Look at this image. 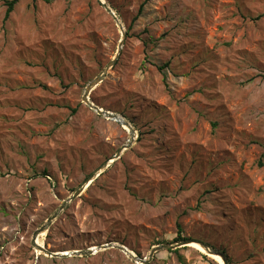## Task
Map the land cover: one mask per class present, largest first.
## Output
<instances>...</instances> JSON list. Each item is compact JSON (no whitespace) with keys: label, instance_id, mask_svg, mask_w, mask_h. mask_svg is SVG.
I'll return each instance as SVG.
<instances>
[{"label":"rangeland","instance_id":"374dc122","mask_svg":"<svg viewBox=\"0 0 264 264\" xmlns=\"http://www.w3.org/2000/svg\"><path fill=\"white\" fill-rule=\"evenodd\" d=\"M9 1L0 0V264H141L117 246L145 259L158 238L181 242L179 225L229 264H264V0H150L130 32L146 0H103L128 34L90 99L128 121L134 143L86 185L131 138L83 103L122 33L98 0H20L6 20ZM46 226L36 243L69 257L36 248ZM176 250L184 264H220ZM176 250L147 264H182Z\"/></svg>","mask_w":264,"mask_h":264},{"label":"water","instance_id":"95a60500","mask_svg":"<svg viewBox=\"0 0 264 264\" xmlns=\"http://www.w3.org/2000/svg\"><path fill=\"white\" fill-rule=\"evenodd\" d=\"M100 2V4L104 7V9L107 11V13L109 15L112 16V18L114 19L115 23L117 24V26L119 27L121 33H122V40L120 42V45H119V50H118V55L116 56L115 60H113L108 66L107 68L103 71V73L95 80L93 81L92 83H90V85L86 88V91H85V94L83 96V103L85 105H87L91 110H93L94 112H96L99 116H102L108 120H113V121H119V117L118 115L116 114H113L111 112H108V111H105L103 109H101L100 107L96 106L95 104H93L91 102V99H90V95L92 93V91L100 84L103 82L104 78L107 76L108 72L114 67V65L116 64V62L118 61L119 57L121 56V53H122V49H123V46L125 44V41L127 39V33L125 31V28L123 26V24L121 23V21L119 20L118 16L116 15V13L103 1V0H98ZM121 118V117H120ZM125 120V119H124ZM124 127H127L128 130L130 131L131 133V138L130 140L128 141V143L123 146L120 151L117 153L116 156L113 157V159L107 163H105L100 169H98L85 183L86 184H89L91 181L95 180L96 178H98L106 169H108L111 164H113L114 162L118 161L121 159L122 155L128 151L132 146H133V143H134V131H133V128L131 126V124L126 121V124H124ZM81 187L80 189H78L77 191H75V194L73 195V197L71 198V200L77 198L80 196L81 192L83 191L84 187ZM68 206V204H66L65 206L61 207V209L51 218L49 219L48 221V226L54 221L57 219V217L59 216V214H61V212ZM48 226L46 227H43L42 229H40L35 237H34V244L36 245V248L49 255L50 257H56V258H60V257H69L70 255L68 254H54V253H50L48 252L47 250H45L43 247L39 246L37 243H36V239L38 238L39 235H41L42 233H44L45 231H47V228ZM116 245H106V246H103L101 248H99V250H107V249H110V248H113L115 247ZM187 246H197L201 249H203L205 251V253L209 254L210 256H215V257H218L220 258L224 264H229V260L227 258L226 255H224L223 253H217L212 247L211 245L209 244H206V243H202V242H199V241H194V240H184V241H181V242H178V243H174V244H163V245H159V246H156L152 249L150 255L145 258V259H140L138 256L132 254L128 249H126L125 247L123 246H117L120 250H122L124 253H126L134 262H137V263H141V264H147L149 263L153 257L155 256L156 253H158L159 251L161 250H176V249H179V248H183V247H187ZM93 252V250H89L87 251L86 254H91ZM73 255H80V253H73Z\"/></svg>","mask_w":264,"mask_h":264},{"label":"trees","instance_id":"16d2710c","mask_svg":"<svg viewBox=\"0 0 264 264\" xmlns=\"http://www.w3.org/2000/svg\"><path fill=\"white\" fill-rule=\"evenodd\" d=\"M47 2L51 3L52 0H46ZM150 0H146L144 3H142L139 7V10H138V13L137 15L133 18L132 20V23H131V27L128 29V32H130V30L133 28V26L136 24V22L139 20V18L142 16V14L144 13L145 11V7L147 5V3L149 2ZM20 2V0H11L9 2H7V6H8V10H7V14H6V20H8L11 16V14L14 12L15 10V7L17 6V4ZM54 2V0H53ZM264 17V14L262 16H260L259 18H262ZM128 34V33H127ZM150 63H152V60H149ZM147 62V61H146ZM160 70L163 71V68H159ZM260 166H262V163H260ZM183 234V229L182 227L179 225L178 226V235H177V238H175V242L177 241H184L186 240V238H184L182 236ZM172 241H169V240H160L159 238L155 240L154 245H160L162 243H171ZM177 255H178V259L180 260V262L182 264H184V261L183 259L181 258V256H179V251L176 250L174 251ZM224 254V253H223ZM225 255V254H224Z\"/></svg>","mask_w":264,"mask_h":264},{"label":"bare ground","instance_id":"6f19581e","mask_svg":"<svg viewBox=\"0 0 264 264\" xmlns=\"http://www.w3.org/2000/svg\"><path fill=\"white\" fill-rule=\"evenodd\" d=\"M115 122H117V121H115ZM117 123H120L121 125H123L124 126V124H126V120H124L123 118H120L119 117V121L117 122ZM127 128V127H126ZM128 129V128H127ZM196 249H199L200 251H202V252H204L205 253V251L203 250V249H201V248H199V247H197V246H194ZM215 259L220 263V264H223V262H222V260L220 259V258H218V257H215Z\"/></svg>","mask_w":264,"mask_h":264}]
</instances>
